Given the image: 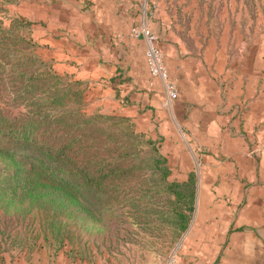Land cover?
<instances>
[{
    "label": "rangeland",
    "instance_id": "1",
    "mask_svg": "<svg viewBox=\"0 0 264 264\" xmlns=\"http://www.w3.org/2000/svg\"><path fill=\"white\" fill-rule=\"evenodd\" d=\"M211 1L129 0L126 37L141 39L145 51L144 40L141 36L134 38L133 32L147 30L163 62V50L172 37L169 32L191 44L185 33L190 27L215 26L217 20V27H223V43L235 49V73L248 74V67L254 73L264 61V0H221L220 18L203 17ZM17 3L0 0L1 29L10 26L14 17L9 9ZM133 4L135 8L130 7ZM190 9L198 15L191 18ZM18 20L23 23L12 24L8 34L0 31V114L8 119L20 118L31 109L21 100L25 92L23 79L17 72L18 64H14H26L22 55L27 51L49 64L55 74L74 81L68 74L57 73L51 61L41 57L39 45L29 35L30 22ZM6 39L11 40V47L3 46ZM27 41L33 45H26ZM11 52L20 57L15 58ZM81 82L80 87H85L84 113L121 117L115 131L120 134L118 143L131 140L136 157L126 160L121 171L113 164L116 157H108L107 166H99L108 172L107 176L101 185L92 182L88 198L82 195L87 190L85 185H78V192L72 195L32 169L28 173L29 181L34 182L30 184V197L35 195L34 188L40 196L31 201L30 197L22 198L18 189L11 191L15 179L23 183L24 175L3 177V171H12L13 167L9 158L0 155V183L10 185L0 187V264H190L201 244L188 240L198 189L207 187L215 200L220 195L213 188L235 185V156L225 155L223 146H210L198 132L189 131L185 132L195 159H186L188 149L182 136L175 153L172 137L162 124L168 120L171 103L166 102L157 80L153 83L157 82L161 90L160 113L144 114L137 110L126 112L123 103H111L89 90L91 82ZM98 125L105 127L106 122ZM4 141L0 139V145ZM89 142L87 139L85 143ZM108 148L113 150L111 145ZM115 151L122 152L120 148ZM122 161L118 156L114 162ZM21 164L29 168V164Z\"/></svg>",
    "mask_w": 264,
    "mask_h": 264
},
{
    "label": "crops",
    "instance_id": "2",
    "mask_svg": "<svg viewBox=\"0 0 264 264\" xmlns=\"http://www.w3.org/2000/svg\"><path fill=\"white\" fill-rule=\"evenodd\" d=\"M16 1L9 12L30 22L31 40L57 73L91 82L89 90L126 112L160 113L161 90L148 85L143 42L126 37L129 0ZM210 4L202 16L220 18L222 1ZM217 22L190 27L191 44L169 32L163 63L177 96L162 124L175 153L185 138L190 162L195 152L185 131L235 156V185L213 188L215 200L207 187L198 189L188 240L201 244L190 264H264V61L254 73H235V49L223 43Z\"/></svg>",
    "mask_w": 264,
    "mask_h": 264
},
{
    "label": "trees",
    "instance_id": "3",
    "mask_svg": "<svg viewBox=\"0 0 264 264\" xmlns=\"http://www.w3.org/2000/svg\"><path fill=\"white\" fill-rule=\"evenodd\" d=\"M16 23L20 25L23 21L14 17L10 26L4 30L0 28V31L8 34L12 31V24ZM6 41L3 46L11 47V40ZM32 43L27 41L25 44ZM27 52L22 55L26 64H14H18L17 72L23 79L22 89L25 92L21 100L31 109L17 119H8L0 114V139L5 140L0 145V155L9 158L13 167L12 171L4 170L3 177L15 178L23 173L24 182L15 179L11 188V191L18 189L22 198L32 196L30 184L34 182L29 181L28 176L32 169H36L49 183L72 195L78 192V185H85L87 190L82 195L88 198L92 182L101 185L103 177L107 176L108 172H103L99 166H107L108 157L119 156L124 160L116 164V158L113 159L119 171L126 167V160L136 157L132 141L118 143L120 134L115 131L121 117L84 113L82 94L85 87H80L81 81L64 79L55 74L49 64L38 60L31 51ZM11 54L15 58L20 57L16 53ZM32 90L39 92L33 93ZM31 93L33 95L29 97ZM105 122V127L98 125ZM87 139L90 142L86 144ZM110 145L113 150L108 148ZM119 148L122 152L115 151ZM21 162L29 164V168ZM5 185L7 188L10 186L0 183L1 188ZM35 192L34 188L35 195L30 197L31 201L38 200L40 196Z\"/></svg>",
    "mask_w": 264,
    "mask_h": 264
},
{
    "label": "built area",
    "instance_id": "4",
    "mask_svg": "<svg viewBox=\"0 0 264 264\" xmlns=\"http://www.w3.org/2000/svg\"><path fill=\"white\" fill-rule=\"evenodd\" d=\"M141 36L144 40L145 51L144 57L146 61V67L149 75L148 85L152 86L154 80H157L164 92V96L167 103H171L177 96V88L175 82L167 76L164 64L161 59V54L157 50L154 37L150 35L147 30L142 28L140 31L135 30L133 37Z\"/></svg>",
    "mask_w": 264,
    "mask_h": 264
}]
</instances>
